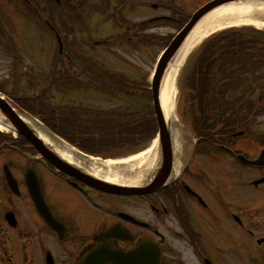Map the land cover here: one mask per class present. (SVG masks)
<instances>
[{
    "label": "flooded vegetation",
    "instance_id": "1",
    "mask_svg": "<svg viewBox=\"0 0 264 264\" xmlns=\"http://www.w3.org/2000/svg\"><path fill=\"white\" fill-rule=\"evenodd\" d=\"M163 1L51 0L47 11L55 28H71L73 35L74 28H82L81 44L95 50L110 41L99 40L94 28H115L120 42L149 39L154 29L182 28L198 3ZM76 45L73 37L72 53ZM83 60L87 65L94 62L91 57ZM195 93L210 100L195 99L197 120L187 121L190 136L173 144L167 177L156 176V160L148 166L146 194L108 196L74 179L40 175L51 212L65 229L60 234L33 210L24 181L25 158L4 159L21 195L15 196L0 177V209L3 215L13 213L17 221L11 227L0 216V264H46L47 253L54 264H72L87 248L100 245L97 237L113 227H120L119 238L112 241L118 251L133 252L146 242L161 251L163 264H264V160L261 167L249 168L240 159L264 153V124L250 120L251 112L258 110V91L219 88ZM71 180L78 189L68 185ZM32 237L36 253L31 255L26 240Z\"/></svg>",
    "mask_w": 264,
    "mask_h": 264
},
{
    "label": "rangeland",
    "instance_id": "2",
    "mask_svg": "<svg viewBox=\"0 0 264 264\" xmlns=\"http://www.w3.org/2000/svg\"><path fill=\"white\" fill-rule=\"evenodd\" d=\"M168 0H164V4L167 3ZM207 1V0H204ZM14 15V13H13ZM2 19L10 28V32H13L12 40L16 42V45L20 47H24L26 50V53L22 54L23 57L21 58V66H18L17 68L14 67L12 68L11 66L14 65V62L12 59L10 61H6V64L4 65L2 63V53L0 51V80L3 75H5V72H2L1 69L3 68L2 66H5L6 69H8V73L6 76L8 77L9 75L11 76V79L14 80L16 83H10V85L15 84V86L24 87L27 84L30 86L32 85L31 79L35 76V74H46L50 75V69L52 66V61L56 60L57 57V49H56V40L52 34V31H50L48 28H37V24L35 21L23 19V18H17V15L14 16H9L7 17H2ZM64 30V28H61ZM252 30H256L253 29ZM256 32H260L256 30ZM264 33V32H262ZM65 35V33H64ZM264 40V39H263ZM113 52L112 54H106V62H109V66L111 70H116L117 72L120 71L121 74H124V76L133 78L135 73H137L136 70L141 71L143 70L144 75H140L138 79H136V83L138 86L141 87H146L145 85L149 84V79H151V75L153 74L156 66V60L158 56L161 54L163 51L162 46H153L151 48L152 52V57L150 62L149 59H145L144 55H137L133 52L128 53L129 51L126 52V48L123 46H116V48L112 49ZM231 54V50L228 47H223V48H218L216 51V55L222 56L223 59H227ZM2 58V59H1ZM130 59V60H129ZM130 63H128V62ZM35 68V72H32V68ZM187 66H185L181 71H179L178 78H177V83H176V93H177V99H176V111H175V117L177 121V125L181 124L182 121L184 120L182 117V112L185 108V105L188 104L187 98H188V93L186 92V89L188 88L187 82L183 79L186 76L187 73ZM59 68V67H58ZM12 70H14L12 72ZM29 72V73H28ZM22 78H17V77ZM147 78V79H146ZM21 80V81H19ZM124 82L120 81L118 85L112 83L113 87H117L118 89H124L122 88V84ZM9 86V85H8ZM129 87V86H128ZM125 88L124 91H122V94L118 98H114L109 100L108 102H104L103 105L99 104L96 99L91 100L90 103L99 107L105 108L106 111H111V110H118V109H125L131 107V100L128 99V96H126V91L129 92V88ZM12 90V86L9 88V91ZM28 91V89H23L22 88V93ZM35 92V90H33ZM186 95V96H185ZM141 98V97H139ZM137 98V102H134V105L132 107V110L135 112L143 105L146 104V101L143 100V103L141 100ZM133 102V101H132ZM259 122L264 124L263 119H259ZM153 144V143H152ZM150 144L149 146L146 147V149L150 148L152 146ZM138 149L130 152L133 153L136 152Z\"/></svg>",
    "mask_w": 264,
    "mask_h": 264
},
{
    "label": "bare ground",
    "instance_id": "3",
    "mask_svg": "<svg viewBox=\"0 0 264 264\" xmlns=\"http://www.w3.org/2000/svg\"><path fill=\"white\" fill-rule=\"evenodd\" d=\"M203 14H205V12L200 16ZM252 27L264 30V4L253 3L248 0L221 7L214 12L211 11L203 17L201 24L189 36L176 61H173V63H171L172 65L168 67L160 93L161 109L164 112L165 118L167 117V125L173 131L175 139L178 140L179 137L185 136L180 125H177L175 111L177 78L179 71H181L187 58H189L193 53L192 51L209 36H214L219 32L228 30L227 28ZM0 128L3 130L1 126ZM54 144L57 149L59 148L58 150L61 152V157L69 163H72L79 168H81V165L83 167H87L88 165V170L93 175L95 174L96 176L102 177L106 182L121 184L123 186H130L143 182L146 178V169L154 163L155 151L153 149L155 143H153L148 150L138 155L131 156L128 159L102 162L92 160L94 162L92 164L84 163L82 159L80 160L77 158L75 152L65 144H63L62 147L58 143ZM159 163L160 161H155L153 171L156 170Z\"/></svg>",
    "mask_w": 264,
    "mask_h": 264
},
{
    "label": "water",
    "instance_id": "4",
    "mask_svg": "<svg viewBox=\"0 0 264 264\" xmlns=\"http://www.w3.org/2000/svg\"><path fill=\"white\" fill-rule=\"evenodd\" d=\"M224 2H227V0H224ZM217 5L218 4H216V6ZM177 46L172 45V47L170 48V50L167 52L164 60L160 64L158 73H157V75L155 77V80H154L155 110H156L158 122H159V125H160L162 137L165 135L166 124H165V119H164V116H163V112H162L161 107H160V104H159V93H160L161 83H162V80H163L164 70H165V68L169 64L170 57L177 50ZM0 113L2 115H5L6 117L8 116L10 119H14V117H15L13 115V113L11 112V110L9 109V105L7 104V102L4 99H2L1 97H0ZM22 124L23 123H21V122L19 123V125L22 126L24 128V130H25V131L24 130L23 131L21 130L22 133L23 132L24 133H28L29 131H28L27 127L23 126ZM34 143H36L38 147L39 146H42L43 147V144L41 142H39V141H34ZM250 164H253L254 165V163H250Z\"/></svg>",
    "mask_w": 264,
    "mask_h": 264
},
{
    "label": "trees",
    "instance_id": "5",
    "mask_svg": "<svg viewBox=\"0 0 264 264\" xmlns=\"http://www.w3.org/2000/svg\"><path fill=\"white\" fill-rule=\"evenodd\" d=\"M263 51V55H264V48L259 49L257 52V55L260 54V52L262 53ZM37 115H41L40 113L34 112ZM149 113V112H148ZM145 121V118H144ZM153 120L148 119V121H145V124L142 128H137V134H136V142L134 145H139L141 141H143L145 139L146 136H148L151 133V130L153 131Z\"/></svg>",
    "mask_w": 264,
    "mask_h": 264
}]
</instances>
